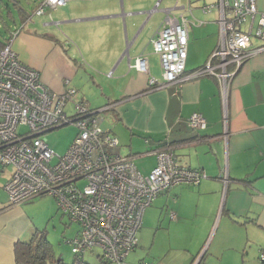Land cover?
Listing matches in <instances>:
<instances>
[{"label":"crops","instance_id":"obj_1","mask_svg":"<svg viewBox=\"0 0 264 264\" xmlns=\"http://www.w3.org/2000/svg\"><path fill=\"white\" fill-rule=\"evenodd\" d=\"M218 1L169 7L164 0H71L43 15L34 13L36 6L34 16L7 31L9 37L18 31L13 49L40 72L48 90L72 87L90 109L107 108L101 127L119 139L117 152L133 157L142 173L156 165V150L170 145L181 165L207 174L199 184L159 194L144 213L137 248L122 264H262L264 53L246 60L226 90L213 76L149 85L150 78L162 76L151 39L168 14L181 11L172 15L191 22L189 74L221 40L219 10L203 11ZM257 6L264 12V0ZM249 24L240 27L247 31ZM139 55L148 58L149 73L130 67ZM193 113L205 117V129L190 127ZM11 174V167L0 170V264H19L16 243L38 231L24 203L9 202L5 185Z\"/></svg>","mask_w":264,"mask_h":264},{"label":"built area","instance_id":"obj_2","mask_svg":"<svg viewBox=\"0 0 264 264\" xmlns=\"http://www.w3.org/2000/svg\"><path fill=\"white\" fill-rule=\"evenodd\" d=\"M69 1L41 0L34 13L43 15L47 8ZM213 9L220 12L221 40L208 61L189 74L191 22L183 14H168L151 39L162 76L150 78V86L213 76L226 90L246 60L264 53V12H259L257 0H219L203 7L206 13ZM247 22L244 31L240 26ZM17 34L0 44V170L12 167L5 185L9 202L19 205L51 195L60 211L80 227L69 241L74 254L99 249L103 261L122 264L136 249L144 213L159 194L178 184H199L207 174L181 165L170 145L159 147L156 165L142 173L133 157L117 152L119 139L101 127L100 114L107 108L91 110L75 98L72 87L63 93L48 90L40 72L25 65L13 49ZM130 67L149 73L148 58L139 55ZM68 104L75 108L73 115L66 110ZM188 123L195 130L207 126L200 113H193ZM67 124H74L78 132L66 154L58 155L44 135ZM259 259L264 264V249Z\"/></svg>","mask_w":264,"mask_h":264},{"label":"rangeland","instance_id":"obj_3","mask_svg":"<svg viewBox=\"0 0 264 264\" xmlns=\"http://www.w3.org/2000/svg\"><path fill=\"white\" fill-rule=\"evenodd\" d=\"M19 1L26 12L34 16L33 9L37 6L38 2L36 0ZM187 1L188 0L185 2H183V0H164V3L169 7L176 3L177 5L184 4L188 6ZM6 4H9L14 19L8 16ZM180 12H173L172 14L178 16ZM5 23L11 28L15 27L16 24H18L19 27L22 25L20 12L14 8L10 0H0V41H3L5 37H9L7 30L4 28ZM57 28L63 31L62 26L59 25ZM157 78L160 79V76ZM66 110L70 115L75 113V108L72 104H68ZM25 130V127L20 128V132H25ZM77 132L78 128L74 124H67L47 132L44 137L58 155H65ZM56 160L57 157L54 158V161ZM23 206L25 207L26 213L33 218L35 225L38 227V231L35 233V235H37L36 237L38 239L45 238L52 247L54 254L58 258L64 260L66 264H74L76 257L72 252V245L69 241L73 239L80 230L79 225L70 222L69 218L60 211L55 198L51 195L36 197L24 203ZM100 255L101 252L99 249L87 251L84 255V261L86 264H117L112 262L104 263Z\"/></svg>","mask_w":264,"mask_h":264},{"label":"trees","instance_id":"obj_4","mask_svg":"<svg viewBox=\"0 0 264 264\" xmlns=\"http://www.w3.org/2000/svg\"><path fill=\"white\" fill-rule=\"evenodd\" d=\"M13 3L14 8L20 12L21 19L27 18L28 13L22 7L19 0H10ZM39 4V3H38ZM8 9V15H12L11 8L9 4H6ZM38 6V5H37ZM35 9V8H34ZM28 19V18H27ZM4 28L8 31L10 28L8 24L5 23ZM12 35V34H11ZM11 36L6 39V41L10 40ZM6 41H0V44H4ZM97 110V109H91ZM37 235H34L30 240L24 241L20 240L16 243V259L19 264H66L64 260L58 258L54 252L50 244L45 238H37ZM84 255H76L75 254V262L74 264H86L84 261ZM104 263H111L105 262Z\"/></svg>","mask_w":264,"mask_h":264}]
</instances>
